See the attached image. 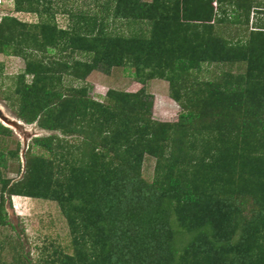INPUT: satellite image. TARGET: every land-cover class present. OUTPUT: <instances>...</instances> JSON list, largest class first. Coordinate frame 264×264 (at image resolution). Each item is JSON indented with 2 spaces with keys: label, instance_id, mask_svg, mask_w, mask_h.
Masks as SVG:
<instances>
[{
  "label": "trees",
  "instance_id": "16d2710c",
  "mask_svg": "<svg viewBox=\"0 0 264 264\" xmlns=\"http://www.w3.org/2000/svg\"><path fill=\"white\" fill-rule=\"evenodd\" d=\"M222 1L116 0L113 18L132 27L129 35L107 34L104 24H97V16H79L71 32L59 29L51 17L35 24L1 18L0 53L11 49L5 31L19 25L41 36L35 49L42 44L50 53L58 40H64L73 52L69 56L82 50L88 53L91 61L67 60V69H74L70 75L74 80H86L98 63L106 65L107 71L129 65L143 85L153 77L175 84L173 74L180 75L177 69L201 72L207 62L244 66L245 70L235 76L227 72L218 80L221 83L192 77L185 95L196 99L188 98L179 121L167 124L152 123L151 103L144 94L114 101L119 94L111 92L110 103L101 104L81 96L87 94L85 86H72L69 92L77 95L67 96L54 88L55 82L59 87L63 80L55 78L50 66L31 63L26 57L25 70L16 79L23 90L17 93L19 99L12 101L20 105V118L28 124L37 122L46 130L75 134L76 140L89 148H68L70 153L81 152L82 158L62 179L56 178L61 171H52L53 160L40 155L38 167L37 158H27L28 180L17 184L21 188L18 195L58 202L70 227L73 248V253L67 254L52 243L51 259L37 264H215L216 259L224 264H264V30L252 33L248 41L235 43L214 35V10ZM51 2L15 0V9L51 15ZM139 19L150 24L149 33L133 29ZM13 49L18 50L16 46ZM25 50L20 51L27 54ZM147 68L151 69L148 73ZM29 75L33 76L30 85L26 82ZM182 91L181 84L172 93L176 102H182ZM230 113L245 115L244 132L235 139L222 140L220 135L230 132L226 128ZM215 115L220 126L215 124ZM203 117L209 123H201L202 128L213 135V143L228 144L223 152L211 154L212 148L205 149L206 156L198 157V149L191 154L190 149L177 145ZM6 130L0 125V134ZM181 131L180 138L172 134ZM35 145L51 153L59 148L54 136L36 138ZM108 147L113 148L112 158ZM146 155L157 161L153 183H147L139 171ZM58 156L64 157L59 153L55 159ZM15 157L18 161V154ZM4 203L2 196L0 227L7 226ZM248 204L259 206V213L250 217ZM237 234L239 243L232 245Z\"/></svg>",
  "mask_w": 264,
  "mask_h": 264
},
{
  "label": "rangeland",
  "instance_id": "374dc122",
  "mask_svg": "<svg viewBox=\"0 0 264 264\" xmlns=\"http://www.w3.org/2000/svg\"><path fill=\"white\" fill-rule=\"evenodd\" d=\"M142 1L150 3L151 0ZM108 2L110 0H52L50 9L52 8L53 12L51 15H39L17 12L15 0H0V21L1 18L9 16L15 17L22 22L35 24L51 17V21L56 23L59 29L71 32L79 16L89 19L97 16V24L103 23L107 34L129 35L132 27L128 26L125 20L120 21L113 18L116 0H113L107 9ZM144 22L146 20H143V22L141 19L137 20L135 22L137 26L133 27V29L138 32L139 29H145V32L149 33L151 26ZM193 24L195 23L193 22ZM211 25L213 26V34L228 42L248 41L252 33L264 30V0H223L218 3V10H214V19ZM12 27L13 24L8 26L7 29ZM35 34L36 31L20 25L11 29V31H5L4 35L8 37L11 49L16 46L18 50L10 49L5 53H0V64H2L0 66V125L7 128L6 131H1L2 134H0V202L3 196L5 200L4 209L8 215L6 218L7 226L0 227V264H37L42 262L43 259L47 260L49 256L51 257L52 243L55 247L59 246L67 254L73 253L70 227L59 203L52 200L20 196L18 194L21 188L17 184L28 180L26 177L27 158L30 156L33 159L37 158V162H35L38 167L40 166V155L46 161L53 160L52 171H61L56 175V178L62 179L68 177L71 166L80 165L82 158L81 152L70 153L69 150H76V146H80L84 150L89 149L81 145V142L76 140L77 136L70 134L69 130V134L61 131L46 130L37 122L28 124L20 118V105L12 101L16 100V98L19 99L17 93L21 94L23 90V85L17 84L16 79L25 70L28 61L26 57L29 58L31 63L36 61L37 63H42V65L50 66L53 71L51 73L54 74L55 78L63 80L59 87V83L55 82L54 88L61 90L60 92L67 94V96L77 95L74 92H69L68 88L72 86H77L78 88L85 86L87 94L81 96L88 97L90 100L101 104L110 103L108 99L111 97L109 96L111 92L119 94L116 95L114 101L118 98L132 100L134 94H139V96L144 94L147 97L145 99L151 103L148 112L153 121H151L152 123L175 124L179 121V115L184 111L182 105L188 104V98L196 99L192 94L189 95L190 97L185 95V92L189 91L188 87L192 82H190L192 77L202 82L215 80V83H221L222 76H226L227 72L228 74L232 73L234 76L245 72L244 66L231 67L230 65H215L207 62L208 64L203 63L201 72L184 68L177 69L180 75L173 74L175 84L164 78L153 77L148 79L146 84L143 85L135 78L134 69L129 65L113 67L110 71H107L106 65L98 63V69L93 71L86 80L82 81L76 78L74 80V78L70 77L74 69L73 67L67 69L69 66L67 60L71 61L72 57H74V60L83 62L87 59L91 61L92 57L90 56L89 58V54L83 50L73 56H69L68 53L73 54V52L71 49H67L64 40H58L50 53L45 52L42 44H39L41 46L40 49L37 46L35 49L34 45L38 42L36 39L41 38L40 35ZM202 34L205 38L208 37L205 30H203ZM145 36L148 37L146 34ZM200 43L201 41L197 45H200ZM27 44H32L31 48L27 47ZM22 48L27 49L25 50L27 54L21 53L20 50ZM37 50H41V52ZM189 53L191 54L190 51ZM179 56L180 53H178ZM76 71L77 69H75ZM104 71L105 73H103ZM150 71V68L146 69L147 73ZM180 79L182 81V92L184 93L181 103L176 102L172 97L174 90H177L181 85L179 84ZM219 79L221 81H218ZM32 81L33 76H27V84L30 85ZM71 82H74V85H71ZM194 84H192L193 87H195ZM204 108L201 114L203 116ZM213 110L214 107H211L210 112H213ZM244 116L239 113L237 115L235 113L229 114L227 123L229 125L226 128L230 132L226 131L220 135L222 140H231L233 137L235 139L238 134L244 132ZM203 118L200 121L198 120V126L194 125V128L189 129L185 138L183 136L181 140L177 141V145L190 149L191 154L198 149L196 151L198 157L206 156L204 153L205 149L209 150L212 148L211 154L223 152L228 144L225 145V143L219 142L218 146L213 143V135L202 128L205 123H209ZM224 118L225 120L227 119V117ZM210 121L212 122V120ZM215 121L217 126L221 125L218 115H215ZM184 128H188V126ZM174 129L176 128L173 127L171 130L174 131ZM172 134L175 138H180L179 136L183 132ZM52 136H54V144L59 147L56 152L51 153L41 145H35L36 138L41 140ZM107 151L111 154V158L115 156L113 148L108 147ZM59 153L64 157L58 156L55 159V154ZM16 154H18V161L15 157ZM35 162L30 164L35 167ZM156 167V159L146 155L139 171L147 183H153L157 178ZM252 202L253 199L250 200V203ZM247 210L248 212L251 210L250 217H252L255 212L259 213L260 208L259 206L253 208L249 205ZM175 228L180 229V232L182 231L179 225H175ZM239 237L240 235L238 234L234 236L232 245L239 243ZM252 251L256 253V250ZM18 253L20 254L19 256L17 255ZM18 258H20V262L18 261L17 263ZM217 260L215 264H224L223 260L221 263Z\"/></svg>",
  "mask_w": 264,
  "mask_h": 264
}]
</instances>
